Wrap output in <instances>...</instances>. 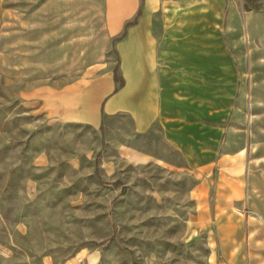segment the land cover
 I'll use <instances>...</instances> for the list:
<instances>
[{
	"label": "rangeland",
	"instance_id": "1",
	"mask_svg": "<svg viewBox=\"0 0 264 264\" xmlns=\"http://www.w3.org/2000/svg\"><path fill=\"white\" fill-rule=\"evenodd\" d=\"M44 1L0 0V264H77L89 254L91 264H264V65L249 67L264 62V0L207 7L210 16L221 11L220 23L238 16L246 25L230 39L244 52L243 105L232 108L243 133H230L244 142L243 160L211 165L206 175L185 163L157 123L137 132L126 114L103 116L95 128L46 119L37 88L91 76L99 70L83 67L105 55L116 68L118 56L112 46L103 52L88 19L79 52L72 36L56 38L69 41L63 52L38 48L56 22L22 14ZM244 1L259 10H245ZM214 18V44L230 46ZM38 153L44 163H34Z\"/></svg>",
	"mask_w": 264,
	"mask_h": 264
},
{
	"label": "crops",
	"instance_id": "2",
	"mask_svg": "<svg viewBox=\"0 0 264 264\" xmlns=\"http://www.w3.org/2000/svg\"><path fill=\"white\" fill-rule=\"evenodd\" d=\"M224 1L45 0L36 13L22 14L30 22L34 16L56 22L46 25L45 38L40 39L38 48L43 44L47 52L50 45L59 48L51 51L63 52L69 41L56 38L72 36L76 38L71 42L73 50L79 52L84 46V21L92 20L97 26L92 29L93 35L104 38L103 52L109 46L115 49L123 81L118 85L114 67L105 55L101 61L83 67L99 70L91 76L80 75L60 86L37 88L38 109L50 122L94 128L100 126L103 116L116 114L129 116L137 132H146L157 123L166 142L201 175H206L214 164H241L244 142L230 138V133H243L239 114L232 108L243 105L244 61L239 57L242 59L244 52L230 39L238 36L246 20L240 24L239 17L232 16L223 24L218 16L221 11L215 16L211 12L210 16V2L220 10ZM51 5L66 7L67 12H38ZM99 13L101 16H97ZM258 13L260 25H264V12ZM211 17L220 23L217 31H224L230 46L226 47L221 39L222 43L217 40L219 45L214 44ZM29 31L30 37L31 27ZM31 43L32 39L30 51ZM258 65L264 62L254 60L249 67L257 69ZM45 67L52 68L53 64ZM254 78L251 85L255 93ZM38 154L34 163H44L45 154ZM94 257L89 254L86 262L91 264Z\"/></svg>",
	"mask_w": 264,
	"mask_h": 264
},
{
	"label": "trees",
	"instance_id": "3",
	"mask_svg": "<svg viewBox=\"0 0 264 264\" xmlns=\"http://www.w3.org/2000/svg\"><path fill=\"white\" fill-rule=\"evenodd\" d=\"M243 7L245 10H259V6L255 5V6H251L247 3V1H244ZM131 21H128V23ZM118 60V59H117ZM113 73H114V79L118 82V85H120L122 83V76L118 73V67L116 66V68L113 69Z\"/></svg>",
	"mask_w": 264,
	"mask_h": 264
},
{
	"label": "built area",
	"instance_id": "4",
	"mask_svg": "<svg viewBox=\"0 0 264 264\" xmlns=\"http://www.w3.org/2000/svg\"><path fill=\"white\" fill-rule=\"evenodd\" d=\"M77 264H88V263L86 262L85 258H78Z\"/></svg>",
	"mask_w": 264,
	"mask_h": 264
}]
</instances>
